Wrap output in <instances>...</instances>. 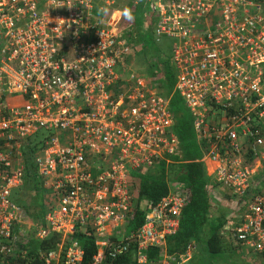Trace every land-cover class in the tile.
<instances>
[{
  "label": "built area",
  "instance_id": "built-area-1",
  "mask_svg": "<svg viewBox=\"0 0 264 264\" xmlns=\"http://www.w3.org/2000/svg\"><path fill=\"white\" fill-rule=\"evenodd\" d=\"M134 5H137V1ZM115 0H0V257L56 235L42 264H111L177 234L184 193H170L128 233L133 173L179 156L169 99L131 74L134 49L98 12ZM154 37L174 40L173 93L188 112L208 188L230 203L226 230L264 264V0H148ZM127 74V76H126ZM44 132V134H41ZM45 191L43 224L24 222L14 194L25 152ZM25 227L22 231L21 227ZM189 247L176 261L187 264Z\"/></svg>",
  "mask_w": 264,
  "mask_h": 264
},
{
  "label": "trees",
  "instance_id": "trees-1",
  "mask_svg": "<svg viewBox=\"0 0 264 264\" xmlns=\"http://www.w3.org/2000/svg\"><path fill=\"white\" fill-rule=\"evenodd\" d=\"M146 4L148 0H140L137 6L143 8ZM98 5L105 9L102 13L98 12L102 24L122 31L129 45L134 47L132 57L141 63L139 73L144 80L159 97L169 99L174 131L179 141V156L173 158L170 165L161 163L152 171L131 175L136 198L128 216V233L136 234L143 226L146 214L170 193L171 188L178 187L184 193L186 203L181 212L179 230L175 236L166 240L164 246L143 252L147 264H158L165 256L180 261L189 247L193 248V253L187 264H216L231 248L239 247L232 238V232L226 230L231 218L230 212L215 202L214 195L208 188L211 177L207 175L201 162L202 147L197 142L190 116L181 98L173 93L175 73L171 58L157 57L149 60L146 57L145 49L141 46V35L138 33L137 39L133 37L132 29L136 20L134 21L135 7L132 0H116L112 7ZM33 157V150L25 152L24 183L16 191L14 201L21 209V219L24 222L43 224L47 211L46 193L37 177ZM76 239L84 250L83 264H89L96 253L94 239L85 235H78ZM59 241L58 236L51 235L41 243H28L25 247L18 248L14 256L0 257V264H42L40 253L53 250ZM135 257L136 251H133L111 264H137ZM255 261L259 264L257 257Z\"/></svg>",
  "mask_w": 264,
  "mask_h": 264
},
{
  "label": "rangeland",
  "instance_id": "rangeland-1",
  "mask_svg": "<svg viewBox=\"0 0 264 264\" xmlns=\"http://www.w3.org/2000/svg\"><path fill=\"white\" fill-rule=\"evenodd\" d=\"M136 1H137V5L140 4V0H136ZM137 5L136 6L134 5L135 7L134 21L136 20L135 26L132 29L134 39H137L138 33L139 35H141L143 41L141 46L144 47L145 55L149 60L156 59L157 57H167L170 59L172 54V48L173 45L175 44V41L167 38H162L159 39V42L157 43L154 37L155 23L154 20L151 18L148 4H146L147 7L145 6L143 8ZM130 61H131L130 62L131 67H129L130 72L128 73V76H130L131 74L135 76L137 75L140 76L141 74L139 73V70L141 68V63L138 61L136 62V60H134V57H132ZM41 134H44V132H42ZM15 194L14 192H12V196L14 195L15 197ZM135 198H136V194L134 195V199ZM220 206L225 210L229 211L230 215L235 213L234 211L235 209L233 206L226 205L225 203L221 204ZM236 214L239 215L240 211H236L235 215ZM21 229L22 231H25V227L22 226ZM231 242L232 241L230 240V243ZM217 263L218 264H256V261H255V256L253 254L246 252L240 247L239 249L234 247L231 248L229 251H227L224 256L218 259L216 261V264Z\"/></svg>",
  "mask_w": 264,
  "mask_h": 264
},
{
  "label": "crops",
  "instance_id": "crops-1",
  "mask_svg": "<svg viewBox=\"0 0 264 264\" xmlns=\"http://www.w3.org/2000/svg\"><path fill=\"white\" fill-rule=\"evenodd\" d=\"M207 175L209 176V177H211L208 173H207ZM222 204H224V203H222ZM226 205H230V203L229 202H227V203H225ZM221 205V204H220Z\"/></svg>",
  "mask_w": 264,
  "mask_h": 264
}]
</instances>
